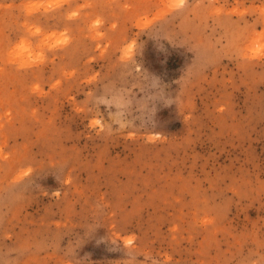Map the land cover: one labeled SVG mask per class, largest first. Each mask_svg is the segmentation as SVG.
<instances>
[{
	"label": "rangeland",
	"instance_id": "rangeland-1",
	"mask_svg": "<svg viewBox=\"0 0 264 264\" xmlns=\"http://www.w3.org/2000/svg\"><path fill=\"white\" fill-rule=\"evenodd\" d=\"M0 264H264V0H0Z\"/></svg>",
	"mask_w": 264,
	"mask_h": 264
}]
</instances>
